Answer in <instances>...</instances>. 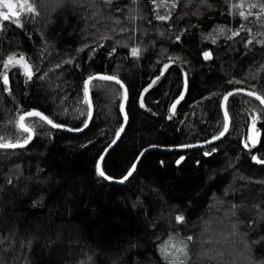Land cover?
<instances>
[{
  "label": "trees",
  "instance_id": "obj_1",
  "mask_svg": "<svg viewBox=\"0 0 264 264\" xmlns=\"http://www.w3.org/2000/svg\"><path fill=\"white\" fill-rule=\"evenodd\" d=\"M160 3L36 0L39 15L28 14L22 27L2 22L0 73L4 59L22 53L35 75L28 80L11 69L7 86L0 76V137L22 141L27 133L15 121L32 109L81 128L88 111L84 81L100 73L117 76L127 89V124L104 156V172L120 179L143 154L123 182L96 174L123 124L122 89L111 81L90 85L93 115L80 133L27 118L31 142L0 149V264H170L162 248L170 238L189 236L185 264H264V164L253 159L264 160L262 105L246 95L229 97L226 135L178 149L218 135L228 91L264 96V24L238 15L233 5L241 0ZM241 25L245 30L233 37ZM133 47L139 56L131 55ZM253 109L257 144L249 141Z\"/></svg>",
  "mask_w": 264,
  "mask_h": 264
},
{
  "label": "snow or ice",
  "instance_id": "obj_2",
  "mask_svg": "<svg viewBox=\"0 0 264 264\" xmlns=\"http://www.w3.org/2000/svg\"><path fill=\"white\" fill-rule=\"evenodd\" d=\"M105 2L110 4L112 2V0H105ZM153 3L155 4L156 0H153ZM166 6H168L167 0H161V3L158 5V7H166ZM175 6H176V0H172L171 7L175 8ZM233 8L238 11V15L240 17H242L243 19L247 20L249 16L255 15L260 20V22L262 24H264V0H256V2H251V0H248L246 8H245V0H241V3L234 4ZM253 8H258L259 11L256 13H253L251 10ZM2 9H7V11H3ZM22 13L39 15L36 0H33L32 3H29L28 0H21V2H19V4L12 3V0H0V20H2V21L11 20L17 26L22 27L23 25H22L21 19H20ZM13 18H15V19H13ZM169 18H170V14L169 15H157V19L162 20V21H166ZM244 30H245L244 25H241L239 30L232 32V36L233 37L238 36V35H240V32L244 31ZM218 31L220 34L225 33V29L223 27L219 28ZM248 31L250 32L251 30L249 29ZM261 35H264V33H261ZM104 38L106 39L107 37H104ZM177 40H179V37H177ZM260 42L264 43V40H262ZM213 43H215V40H213ZM247 43L251 44L252 40H248ZM85 47H87V45H85ZM80 51H83V49H80ZM114 51H115V49H113V52ZM140 52H141V50L138 47H133L131 49V55L133 57L139 56ZM110 55H111V53H110ZM203 57L205 60L212 58L210 52H204ZM2 63H3V67L5 70H7L10 66L15 67L16 65H20L24 69V75L27 77L28 80H31L33 78V76L35 75V72H33V70H32V66L28 63L24 54H22V53L19 55L18 58H17L16 53H12L6 59H4L2 61ZM65 63H71V61L70 60L65 61ZM56 67H60V65L58 64V65H56ZM168 67H169V65H167V64L164 65L165 70ZM37 71H38V69H37ZM46 75H47V73H45V76ZM0 76H2L3 85H5V86L9 85V77H8L7 71L0 73ZM40 78L43 79L44 77L42 76ZM159 79H160V77H157L156 80L153 81V84H155ZM95 80L114 81L115 83L119 84L121 86V88L124 89L123 99H124V101L127 100V89L123 85L122 81H120L117 76L100 75V74L90 75L84 81V86H83V93H84V101L83 102L88 105L87 115H88L89 119L92 116V105H91V100H90V95H89L90 85ZM186 82H187V78L185 75V87H186ZM230 83H231V81H230ZM237 83H239V82H237ZM5 90L10 91V89H7V88ZM243 91H245V90L244 89H236L233 92H228L227 94L224 95V97H223V107H224L223 128L218 133V135H214L211 138V140L205 141V143H211V142L218 140L221 137H224L226 135V133L229 130V124H230V117H229V114L227 111L228 99L230 96L236 95V94L243 92ZM246 94L248 96L254 97L256 100H258L260 102L261 105H264V96L258 94L255 90L247 91ZM180 99H183V96H181ZM179 102H180V100L178 99L175 103H173V105L171 106L170 112L174 113L176 105ZM141 107H144L142 99H141ZM120 111L123 114V119H124V122L126 123L127 122V114L125 112V104L123 102L120 104ZM252 111L254 114L251 116V122H252L253 132L255 133L256 121L259 118V116H258V114H256L255 109H253ZM81 114L83 115V113H81ZM29 117H36L39 120L46 122L48 125H51L52 127H56V128L62 127V125L55 124L52 119H50L48 116L44 115L43 113H41L37 110L28 111L24 114L19 115L18 119L15 121V124H16V127L18 128V130L22 131L23 133H27V136L22 141L17 139L15 142H13L12 140H10L6 137H0V149H15L18 147L22 148L32 140L33 135H34V128L32 126H30L29 124L25 123L26 118H29ZM169 118H171V116ZM87 126H88V123H87V121H85L84 127H87ZM79 130H82V129H77V131H79ZM123 130H124V125L122 124L120 129H118L116 131L115 139H113V141L111 142L109 147H111L112 145H114L117 142V140L120 138V134L123 132ZM256 135H258V133H256L252 137H250V139H252L254 141ZM184 147H192V145H185ZM245 147H248L247 142L245 143ZM210 154L211 153H207V152L205 153V155H210ZM103 159H104L103 156H101L99 158V161L96 163V166H95V171L99 177H103L105 179L110 180V179H112V177L106 176V173L104 172V170L101 166V162L103 161ZM183 159H184V157H181L179 160H177V164H179ZM253 159L256 160L257 163L264 164V160L258 159L255 156H253ZM135 169H136V164L133 163L131 166V169L128 171L127 175H125L123 177V180H127L128 177H130L132 175V173L135 171ZM9 183H11V181H9ZM232 207L235 209L237 206L233 205ZM255 207L258 209L260 206L256 205ZM234 214L235 213L233 212V215ZM262 214H264V212H262ZM175 220L177 223H182L184 221V217L182 215H177L175 217ZM233 228H235V225H233ZM172 239L173 238H170L169 243L162 248V252L164 253L165 258L169 260L170 264H185V261L188 257V251H187L188 242H191L193 240V237L189 236V237H187L186 241L178 240L175 243L172 242ZM2 243H3V240H0V244H2ZM205 255H206V253H205Z\"/></svg>",
  "mask_w": 264,
  "mask_h": 264
},
{
  "label": "water",
  "instance_id": "obj_3",
  "mask_svg": "<svg viewBox=\"0 0 264 264\" xmlns=\"http://www.w3.org/2000/svg\"><path fill=\"white\" fill-rule=\"evenodd\" d=\"M96 74H100V73H96ZM96 74H92V75H96ZM100 75H108V74H100ZM120 80V79H119ZM121 81V80H120ZM107 82V81H106ZM111 82H114V81H111ZM115 83V82H114ZM123 83V82H122ZM117 84V83H116ZM119 85V84H118ZM124 85V84H123ZM120 86V85H119ZM125 86V85H124ZM121 87V86H120ZM122 89V101H121V103L123 102L124 104H126V101H124V99H123V91H124V89L123 88H121ZM238 89H243V88H238ZM234 90H236V89H232V90H230V91H228V92H233ZM245 91H243V92H240V93H238V94H241V95H246V96H248L247 94H246V92L247 91H251V90H248V89H244ZM227 92V93H228ZM226 93V94H227ZM89 95H90V93H89ZM224 97V96H223ZM223 97H222V100H221V109H222V113H223V117H224V107H223ZM231 97V96H230ZM249 97H251V96H249ZM254 98V97H253ZM90 100H91V95H90ZM259 102V101H258ZM260 103V102H259ZM91 105H92V101H91ZM262 107L264 108V105H262ZM32 110H36V109H32ZM32 110H29V111H32ZM38 111V110H37ZM26 112H28V111H26ZM26 112H23L22 114H24V113H26ZM40 112V111H39ZM122 114V113H121ZM92 115H93V105H92ZM122 117H123V114H122ZM29 118H36V117H29ZM91 118H92V116H91ZM91 118L89 119L88 118V115H87V119H86V121H87V123H88V125H89V123H90V121H91ZM27 119V118H26ZM38 119V118H37ZM46 123V122H45ZM56 124V123H55ZM126 124H127V122L125 123L124 122V119H123V125H124V130H125V127H126ZM49 126H51V125H49ZM229 126H230V124H229ZM52 127V126H51ZM88 127V126H87ZM87 127H84V125L81 127V128H79V129H82V130H79V131H77V129H70V128H67V127H65V126H62V127H59V128H56V127H53V128H56V129H63V130H66V131H69V132H71V133H80V132H82V131H84ZM123 130V131H124ZM123 133V132H122ZM121 133V134H122ZM256 133H258V135H256L255 136V140L253 141L252 139H250V137H252L253 135H255ZM121 134H120V136H121ZM34 136V135H33ZM223 137H221L220 139H222ZM33 139V138H32ZM114 139H115V137H114ZM220 139H218V140H215V141H213V142H211V143H214V142H217V141H219ZM259 139H260V133L259 132H257L256 130H255V133L253 132V129L251 128L250 129V131H249V141H250V143H252V144H257V142L259 141ZM119 140V139H118ZM117 140V141H118ZM209 140H211V139H209ZM208 140V141H209ZM31 142V141H30ZM29 142V143H30ZM28 143V144H29ZM117 143V142H116ZM115 143V144H116ZM27 144V145H28ZM111 144V143H110ZM109 144V145H110ZM114 144V145H115ZM207 144H210V143H205V142H202V143H198V144H194V145H192V147H184V146H181V147H178V149H185V148H193V147H202V146H204V145H207ZM27 145H25V146H27ZM114 145H112L111 147H109V146H107L105 149H104V151H103V153L101 154V156H105L106 154H107V152L114 146ZM24 146V147H25ZM19 148V147H18ZM15 149H17V148H15ZM176 149V148H175ZM142 154H143V152L138 156V158H137V160H136V162H135V164H136V166H137V164H138V162H139V160H140V158H141V156H142ZM100 156V157H101ZM99 157V158H100ZM98 161H99V159H98ZM97 161V162H98ZM101 164H102V162H101ZM127 175V174H126ZM107 176V175H106ZM109 180V179H108ZM109 181H111V182H114V183H120V182H123V181H125V180H123V177L122 178H120V179H114V178H112V179H110Z\"/></svg>",
  "mask_w": 264,
  "mask_h": 264
},
{
  "label": "rangeland",
  "instance_id": "obj_4",
  "mask_svg": "<svg viewBox=\"0 0 264 264\" xmlns=\"http://www.w3.org/2000/svg\"><path fill=\"white\" fill-rule=\"evenodd\" d=\"M19 2H21V0H12V3H14V4H19ZM30 3V2H29ZM3 11H7V9H2ZM28 16V14H25V13H22L21 14V17H20V19L21 20H23V18H25V17H27ZM13 19H15V18H13ZM2 22H4V21H2V20H0V28L2 27ZM18 58V57H17ZM8 69H10V67L8 68ZM8 69L7 70H5L4 69V67H3V72L4 71H7L8 72ZM2 72V73H3ZM88 78V77H87ZM92 101V100H91ZM92 105H93V103H92ZM88 106V105H87ZM258 120H259V118L257 119V121H256V124H257V122H258ZM251 121V120H250ZM26 123V122H25ZM249 127H252V122H250V126ZM246 142L248 143V146H249V141H248V134H247V140H246Z\"/></svg>",
  "mask_w": 264,
  "mask_h": 264
},
{
  "label": "flooded vegetation",
  "instance_id": "obj_5",
  "mask_svg": "<svg viewBox=\"0 0 264 264\" xmlns=\"http://www.w3.org/2000/svg\"><path fill=\"white\" fill-rule=\"evenodd\" d=\"M14 68H20L24 72V69L20 65H16L15 67L10 66V69H8V71H10L11 69H14Z\"/></svg>",
  "mask_w": 264,
  "mask_h": 264
}]
</instances>
